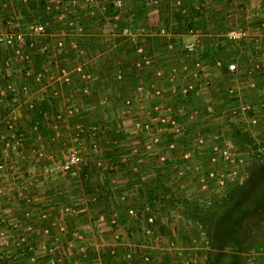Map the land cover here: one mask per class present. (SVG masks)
<instances>
[{"label":"crops","instance_id":"1","mask_svg":"<svg viewBox=\"0 0 264 264\" xmlns=\"http://www.w3.org/2000/svg\"><path fill=\"white\" fill-rule=\"evenodd\" d=\"M54 1L0 0V18L16 15L22 22L17 19L18 28L37 20L47 21L50 17L47 9L55 6ZM76 1L80 2L70 0L72 3ZM238 2H244L245 7L249 3L248 6L255 8V12L242 10L232 13ZM11 3L15 5L12 6ZM211 4L217 7L214 1ZM8 5L11 6L8 8ZM73 8H76L75 4L69 3V12ZM225 8L229 11L210 14V27L215 28L221 24L230 27L246 26L249 34L242 40L230 43H238L243 50H239V58L244 65H264V32L259 26V22L264 21V0H228ZM74 17L79 19L76 15ZM83 20L82 23L87 22L86 19ZM94 20L98 19L88 21V25ZM85 28L80 33L84 35L79 37V43L83 44L85 57L88 51L94 48L97 51L94 52L96 61L91 71L94 77H90L85 85L78 77H72L70 83L58 84V89H61L58 97L52 96L51 87L54 86L50 85L51 94L48 92L46 98L42 97L43 100L35 106L37 111H31L27 107L25 99L33 95L23 91V86L33 82L42 89L43 83L48 84L46 77L38 76L45 68L44 60L27 48H24V53L30 55L27 61L18 60L11 53L0 54V161L8 163L7 170L2 172L5 178L0 179V210L9 211L7 214H11L13 210L22 211L23 215L30 214L29 218L16 219L13 226L21 239L29 237L31 243L37 245L35 252L45 246V251L50 256L63 252L70 257V251L73 250L71 247H74L78 257L84 259L83 263L103 264L102 261L110 254L112 235L115 232L120 235L118 257L121 259L123 252L130 247L127 243L128 235L138 227L143 228V224L140 226L137 219L127 216L126 209L133 207L137 211L153 212V202L148 197L146 202L142 194L150 193V188L160 192L165 183H170V188L175 190L179 186L183 187L182 183L177 184L176 178L198 176L200 170L192 162L208 158L209 144H204L206 130L193 123L192 117L188 115L192 109L183 100L186 96L193 98L200 97L202 93L208 94V91H203L206 79L210 82L214 79L213 82L216 83L215 78L218 77H207L205 72L201 75L202 83L193 92L184 91V77H132V73L129 70L125 72L124 69L120 74L113 54L117 49H122L123 45L116 44V48H111V53H107L103 44L93 40L96 34L92 32H100L101 29L96 25ZM196 31L198 35L190 34L186 37L193 38L202 34ZM50 36L54 37V33L44 39L48 43L52 41ZM108 38L110 47H115L114 39ZM202 46L206 50V47L212 49L218 45L205 42ZM126 49L128 51V47ZM226 49L229 50L227 46ZM224 55L228 53L225 52ZM126 57L127 59L122 57V60L128 61L129 55ZM2 62L14 67L17 62L16 65L25 66L21 69L24 68L26 74L31 70L36 76L32 79L24 77L23 81L19 78L20 74L12 73L15 71L12 69L14 67H6ZM87 68L92 70L89 62ZM221 72L228 74L225 70ZM226 78L229 77H219L217 81ZM7 80H15L18 84L20 94L16 100L8 93H3ZM256 82L257 106L263 112V77H259ZM197 111L199 109L196 108L194 112ZM166 114L169 116L168 123H160V117ZM187 133L193 134L191 140H187ZM8 143L13 148L11 156L7 153ZM77 146L81 149V167L77 166L67 173H59L53 168V164L59 165L62 162L63 155L60 154L63 151ZM102 150L105 152L102 153ZM206 150L208 153H202ZM13 158L21 163L19 168L10 166ZM48 165L49 171L46 168ZM170 177L175 180L167 182ZM97 182L103 189L96 186ZM98 192L107 195L104 196L106 201L93 198L94 201L90 202L89 199L98 195ZM59 193L64 194L62 197H67L64 203L56 196ZM54 207L59 208L60 212L54 214ZM6 213L0 212V241L5 240L8 228L4 219ZM56 226L60 229L61 238L53 235ZM166 237L169 239L172 236L166 234ZM58 239L61 240L60 244L54 245ZM74 242L79 246L76 247ZM150 251L154 254L153 250ZM138 259L141 264L144 263L139 257ZM133 264H137L135 256Z\"/></svg>","mask_w":264,"mask_h":264},{"label":"rangeland","instance_id":"2","mask_svg":"<svg viewBox=\"0 0 264 264\" xmlns=\"http://www.w3.org/2000/svg\"><path fill=\"white\" fill-rule=\"evenodd\" d=\"M212 1H214L217 7H213ZM15 3H11L12 6ZM54 3L55 6L47 9L50 13L49 19H46L47 21L37 20L34 22L46 23L44 39L49 34L54 33V37L50 36L52 38L51 43H49L50 46L61 35L65 37L67 45L60 48L49 47V51H51L49 53L53 55L51 58H53L56 65H63L67 70L71 71L74 65L80 64L88 75L86 81H81L83 85L88 82L90 77H94L91 71H93V63L96 61L94 52L97 53L94 48L88 51L85 57L83 44L79 43V37L84 35L80 33L85 27H94L96 25L101 29L100 32H92L96 34L93 40L100 42L101 45L103 44L104 51H107V53H111V48L112 50L115 49L116 44L123 45L122 49H117L116 53L114 52L113 54L114 57H117V59L115 57V63H117V67L120 69V74L124 70L125 72L129 70L132 73V77H184L185 86L191 81V77H193L195 59L185 51L184 45L196 40L201 44L205 42L217 43L218 46L215 48L217 52L212 51L211 55L209 51L204 50L203 46L201 47L198 55V58L201 60L200 70L204 73L206 72L205 75L207 74V77L229 78L224 80L219 79L218 81V78H215L216 83L213 82L214 79L211 82L206 79L207 83L203 91H208V94L202 93L200 97L193 98L186 96L183 100L192 109L188 115L192 117L193 123L198 127H204L206 130L204 144H209L207 146L209 153L207 150L202 153H208V158L192 162L196 164L195 168H199L200 170L198 176L191 175L185 179L176 178L177 184L182 183L183 187L179 186L174 190L170 188V183H165V186H162L164 189L160 192H156L155 189L150 188V193L146 192L142 194L146 202L149 199L153 202L152 211L157 222L155 223L156 230H154L155 237L149 238L147 235L142 234L141 228H136L127 237L129 249L134 253L133 257L127 261L123 258L119 259V255L115 259L111 253L107 254V259L109 260L107 264H119L120 262L121 264H133L134 256L137 264H141L138 259L139 257L144 262V257L139 256L141 251L147 253L146 255L149 259L148 262L142 264H210L209 261L205 260L206 249H208L205 227L200 222L197 224L191 212H195V207L202 210L208 205H212L215 200L223 195L229 185L242 181L247 167H250L254 160L255 156L253 155L254 153L256 154V151L264 155L263 146L260 145L256 151H253L252 145L245 142L253 139L254 143H264V111H260V106H257L258 94L255 91L257 87L256 81L259 77H263L264 83V65L255 66L253 63L244 65L241 58H239V53L240 51L243 52V50L240 49L238 43L232 44L230 41L228 43L225 41V33L230 26L221 24L217 27L215 26V28H211L210 23L212 22L208 21L210 14L213 12L215 14H223L229 11L228 8H225V6H228V0H80V2L76 1L75 3L70 2V0H55ZM69 3L76 6L70 12L68 9ZM246 5L245 7L244 2H238L231 12H242V10L255 12V8L248 6L249 3H246ZM10 6L8 5V8ZM40 6L42 7V5ZM240 6L244 7L241 8ZM40 14L38 13V15ZM74 15L78 16L79 19L75 18ZM68 18L74 19L77 25L70 26L65 23L66 20H69ZM94 18L98 20H94L93 23L88 25L89 23L87 22ZM83 19H86L87 22L82 23ZM19 22L22 23L20 19ZM259 26L264 32L260 22ZM196 30L202 34L193 38L186 37V35L190 34L195 36ZM245 30L248 35L247 28ZM108 36L114 39L115 47H110ZM71 41L76 44L75 47L70 46ZM226 46L229 50H225ZM126 47H128V51H126ZM138 49H142L141 52ZM225 52L228 55L225 56ZM3 53L5 55L10 53V51L0 47V54L3 55ZM128 55L129 60L127 61L126 56ZM122 57L126 59L122 60ZM217 60L235 62L237 64V71L228 74L221 72L224 68L219 70L216 65H213ZM88 62L92 70L87 68ZM15 63L18 64L17 62ZM2 64L6 67H14L10 63H8V66L4 62ZM16 64L12 68L15 70L12 73L20 74L19 78L23 79V81L24 77L32 79V77L36 76L35 74L33 75V72L31 73V70L30 74L27 75L24 68L21 69L25 66H18ZM53 68V73L58 70L57 66ZM34 70L37 69L34 68ZM70 74L71 77H78L73 72H70ZM39 75L46 77V73L43 71ZM35 84L29 82L27 86L25 85V91L28 95L46 98L45 96H47L48 92L51 94L50 85L47 82L42 84V89L36 87ZM60 90L58 89V93L56 95L52 94V96L58 97L61 93ZM39 93L41 95L38 96ZM196 108L199 111L194 112ZM187 134V140L189 138L191 140L193 134ZM7 147H9L7 148V153L11 156L10 152L13 151V148L10 143H8ZM221 149H227L230 156L226 160L218 157V160L211 161V156H217L218 151ZM72 150L78 151L79 163L70 171L77 166L81 167L83 165L81 163L80 147H72L60 154L63 156L62 162L59 165L53 164V168L59 173L70 172L62 171L61 164ZM104 152L105 150H102V153ZM10 161V166H18L19 168V165H21L18 160L16 162L15 158ZM7 166V162L0 161V179L3 177L2 172L7 170ZM46 168L49 171L50 165L46 166ZM210 169L214 172L213 177H210L207 173ZM140 180L142 181V179ZM174 180L170 177L167 179V182ZM56 196H59L61 203H64V200L67 199V197H62L64 194L59 193ZM104 196L107 195L104 194ZM93 198L98 199V196L91 197L89 201H94ZM99 200L102 202L106 201L104 198H99ZM176 204L178 205L175 206ZM13 205L14 203H12ZM94 206L93 204L92 207ZM62 208H65V206L62 205ZM188 208L189 210H187ZM60 209H55L54 207L52 211L54 214H57L58 211L60 212ZM188 211L190 215H186ZM0 212L5 214L9 211L0 210ZM29 215H23L22 211L13 210L11 214H7L4 217L6 223H8V228L6 229V237L8 238L4 237L5 240L0 241V264H85L83 263L84 259L78 257V252H76V248L74 247H71L73 250L72 252L70 251L72 257L63 252L54 253L50 256L45 251V246L40 247V250L35 252L34 249L37 245L31 243L29 237L21 239L17 235V231H14L15 228L13 226L16 219L29 218ZM65 217L64 219H66ZM56 227L54 228L53 235L61 238L60 229L58 230V226ZM252 233L254 234L247 238H242L237 242L238 251H235L233 264H264V218L259 221L257 228L252 227ZM166 234L172 237L167 239ZM58 240L54 245L60 244L61 240ZM219 245L220 250L217 251L225 252L221 241ZM78 246L76 243V247ZM150 250H153L154 254H151ZM217 251L216 256L220 254ZM209 259L213 261L214 258ZM221 262L223 263L224 261H219V264H222ZM89 263L93 264V262ZM102 263L105 264V260Z\"/></svg>","mask_w":264,"mask_h":264},{"label":"built area","instance_id":"3","mask_svg":"<svg viewBox=\"0 0 264 264\" xmlns=\"http://www.w3.org/2000/svg\"><path fill=\"white\" fill-rule=\"evenodd\" d=\"M26 1V0H24ZM69 19V18H68ZM68 25H77L74 19L66 20ZM261 27L264 29V22H260ZM46 34V23L45 22H32L29 23L27 26L23 28H18L17 24V16L16 15H8L5 18H0V47L3 49H7L10 53L15 56L18 60L27 61L30 55L24 53V48L37 53L39 56L44 58V67L43 72L46 73V78L49 85H53L51 87L53 95L57 94L58 92V84L63 83H70L71 81V74L70 72L75 73L78 76L79 81H86L88 79L87 73L83 70L80 64H76L73 66L72 70H67L63 65L58 66L54 63L53 58L51 55L48 54L49 47H64L66 44V39L64 36H60L52 46L48 42H46L43 36ZM247 36L245 28L242 26H232L230 27L226 33L225 37L227 41L236 42L239 40L244 39ZM71 47H75L76 44L71 41ZM202 44L196 40L191 43H187L184 45V49L187 53L194 57V66L195 71L193 72V77H191V81L186 84L185 91H197L196 87L198 84L202 83L201 75L204 74L201 71V60L198 58V55L201 51ZM141 52L142 49H138ZM215 65L217 68H224V70L228 73L236 72L237 71V64L235 62H225L217 60L215 61ZM57 66L58 70L53 73V67ZM42 72V71H41ZM30 74L27 72V75ZM40 76V75H39ZM26 87L23 86V90L25 91ZM18 84L15 80H7L6 84L3 87V93H8L12 99L16 100L17 96H19ZM26 92V91H25ZM27 93V92H26ZM43 98H38L35 95L31 96L30 98L25 99V103L27 107L31 110H35V106L41 101ZM169 121L168 114L163 115L160 117L159 122L167 124ZM230 156V153L227 149H221L218 151V155H212L210 160L215 161L218 160V157L226 160ZM79 163V153L76 150H72L68 153L66 159L61 164L62 171H70L74 166ZM210 177L214 176L213 170L207 171ZM176 204L175 206H177ZM175 208V207H174ZM139 213L140 216L146 214L142 221H145L146 226L142 228V233L147 235L149 238L155 237L154 230H156V218L153 212L149 211H137L133 207H128L126 209V214L129 217H135ZM113 239V246L110 248L111 255L116 258L118 256V248L120 246V235L119 233L115 232L112 235ZM133 251L126 250L123 252V258L128 261L131 257H133ZM144 262H148V256H144Z\"/></svg>","mask_w":264,"mask_h":264},{"label":"trees","instance_id":"4","mask_svg":"<svg viewBox=\"0 0 264 264\" xmlns=\"http://www.w3.org/2000/svg\"><path fill=\"white\" fill-rule=\"evenodd\" d=\"M215 48L217 47L212 49L206 47V50L209 51L210 49L211 52H217ZM246 135L249 136L248 133ZM250 140L245 142L252 145L253 151H256L260 145L264 147V143L257 144L252 141L253 139ZM253 156H255L254 160L251 166L247 167L248 173L246 170L242 181L229 185L223 195L215 200L212 205H208L209 207L207 206L202 210L195 207V212H191L197 224L200 222L205 227L208 243L205 260L209 261L210 264H219V261H224L221 262L222 264H233L235 251H238L237 242L242 238L253 235L252 227L257 228L259 221L264 218V155L256 151ZM91 184L94 186V183ZM96 186L100 187V190L103 189L98 182ZM98 193V200L104 198L102 192ZM145 215L140 216L138 213L134 217L139 225L143 224V227L146 226L145 221H142ZM186 215H190L189 211L186 212ZM220 241L223 243L222 248L225 249V252L217 251L220 250ZM216 251L220 253L217 256ZM142 253L139 256L144 257L147 254ZM104 260L105 264L109 261L107 258ZM162 263L164 262L162 261Z\"/></svg>","mask_w":264,"mask_h":264}]
</instances>
